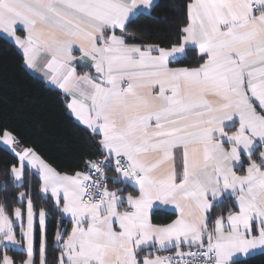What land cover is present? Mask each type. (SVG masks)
<instances>
[{"label":"snow or ice","instance_id":"6c2138e0","mask_svg":"<svg viewBox=\"0 0 264 264\" xmlns=\"http://www.w3.org/2000/svg\"><path fill=\"white\" fill-rule=\"evenodd\" d=\"M156 6V0H0V32L14 38L28 69L70 97L67 109L100 137L104 153L85 160L84 170L61 173L0 127V142L18 160L10 166L13 187L23 186L27 169L71 218V232L56 234L59 264H239L237 254H264V151L253 158L264 145V0H188L176 42H132L129 26ZM192 47L201 62L171 66ZM78 65L94 71L78 72ZM242 154L248 165L238 174ZM110 182L133 191L125 196ZM0 190L7 192V182ZM18 197L27 201L26 227L20 223L18 239L22 209L12 210L13 219L7 198L0 201V246L23 250L20 264H36L32 193ZM231 197L233 208L210 227L213 209ZM160 205H172L175 219L153 223ZM47 215L41 207L39 264H47ZM145 248L176 252L141 257ZM0 264L16 262L4 254Z\"/></svg>","mask_w":264,"mask_h":264},{"label":"trees","instance_id":"16d2710c","mask_svg":"<svg viewBox=\"0 0 264 264\" xmlns=\"http://www.w3.org/2000/svg\"><path fill=\"white\" fill-rule=\"evenodd\" d=\"M187 2L188 0H157V6L151 15H141L129 26V31L136 37L132 42L143 41L162 46L176 42L177 33L185 22ZM199 62L201 61L198 48L192 47L186 50L184 57L176 65L195 66ZM66 102L67 97L61 91L29 71L24 63L23 53L14 43L0 35V127L13 131L22 145L33 147L61 173L72 174L77 170H84L85 160L98 159L104 153L97 143L100 137H94L87 128L74 120L66 107ZM13 164L18 166L14 153L0 143V186L7 182V192L0 190V201L7 198L9 215L15 219L12 210L15 207L27 206L26 199L20 201L18 193L31 191L34 211L39 213L43 207L48 213L47 264H59L60 248L56 246L55 238L61 226V212L56 209L55 199L51 195L39 191L41 181L38 175L27 176V169L23 186L13 187L10 174V166ZM109 173L110 176L114 174L112 169ZM109 188L133 191L130 186L125 187L123 183L110 182ZM234 201V197L228 198L213 209L210 214V227L216 216L228 214L229 209L233 208ZM175 216L173 212L156 210L152 214V220L164 224L171 222ZM36 250L38 253V232ZM2 253L9 254L16 264L26 259L23 250L5 249ZM37 255L36 264L39 263ZM239 264H264V254L258 252L239 259Z\"/></svg>","mask_w":264,"mask_h":264},{"label":"crops","instance_id":"0c3cea01","mask_svg":"<svg viewBox=\"0 0 264 264\" xmlns=\"http://www.w3.org/2000/svg\"><path fill=\"white\" fill-rule=\"evenodd\" d=\"M156 2H157V0H156ZM17 28H18V31H17V35H19V36H21V37H23L24 35H26V33L24 32V31H22V30H20V29H22V26L21 25H18L17 26ZM0 35L1 36H4L5 38H7L8 40H10L12 43H14L15 44V46L22 52V49H20L19 48V46L18 45H16V43H15V40H14V38H12V37H9V36H7L6 34H4V33H2V32H0ZM187 50V49H186ZM23 53V52H22ZM74 55H76V56H79V52L78 51H74ZM184 55L185 54H183L182 56H181V58H180V60L184 57ZM40 63H41V65L43 64V57H41L40 58ZM171 66H173V67H183V66H181V65H176V64H173V65H171ZM27 67V66H26ZM77 70H78V72H85V71H94V70H92V69H89V68H87V67H83V66H79L78 65V68H77ZM29 71L31 72V73H33L36 77H38V78H40L41 80H43L44 82H46L48 85H50V86H52L53 88H55V89H58L59 91H61L62 93H63V91L58 87V85H55V84H53L50 80H48L47 79V77L44 75V73L43 72H37V71H34V70H31V69H29ZM64 94V93H63ZM65 95V94H64ZM66 96V95H65ZM67 97V102L70 100V97H68V96H66ZM69 113H70V110H69ZM71 114V113H70ZM72 115V117L74 118V120L77 122V123H79L80 125H82L83 127H85L86 128V126L85 125H83L82 124V122H80L73 114H71ZM236 127H238V122H237V125H236ZM230 131H235V128H233V129H231ZM4 147H6V148H8L9 150H11L8 146H6V145H4L2 142H0ZM21 146H24V145H22L21 144ZM17 150H19V147H18V149ZM260 151H264V145H259L258 147H257V149H256V153L253 155V158L255 159L257 156H258V154H259V152ZM46 161V160H45ZM47 162V161H46ZM50 164V163H49ZM178 164H179V160H178ZM241 164L243 165V167L241 168V167H237L236 168V171H237V173L238 174H244L245 173V170H246V168H247V165H248V158H247V155L246 154H242V156H241ZM51 165V164H50ZM52 166V165H51ZM53 167V166H52ZM57 170V169H56ZM58 171V170H57ZM60 172V171H59ZM130 192H132V191H124V195L126 196L128 193H130ZM45 195H51L50 193H48V194H45ZM235 198V197H234ZM27 205V204H26ZM27 207V206H26ZM121 210H123V209H121ZM156 210H164V211H169V212H173V213H175V211H174V207L172 206V205H160L159 207H157V208H155L154 209V211H153V213L156 211ZM237 210V209H236ZM34 213H35V216H34V247H35V254H34V259H35V261H36V254H38L39 255V252L37 253V250H36V236H37V232H38V236H39V245H40V238H41V230H40V227H39V217H38V213H36V211H34ZM152 213V214H153ZM176 214V213H175ZM226 216H227V214H226ZM22 221H24V225H25V227H26V223H27V217H26V219H24V220H22ZM153 223H156V222H154L153 221ZM156 224H159V223H156ZM165 224V223H164ZM46 225H47V216H46ZM72 221H71V218H70V216H68L67 214H65V215H63L62 216V218H61V226H60V229H59V231H61L62 233H64V235H65V237L67 236V234L68 233H70L71 232V228H72ZM16 227L17 228H15V231H16V233H17V238L18 239H20V236H19V231H20V221H18L17 222V224H16ZM39 229V230H38ZM45 235H46V229H45ZM22 243H24V242H22ZM189 248L186 246V245H184V246H182V248H181V250L182 251H187ZM5 249H2V246H0V256L2 257V255H3V253H2V251H4ZM149 252H151V254H152V256L154 257L155 255H161V256H165L166 255V253H168V252H176V249L175 248H170V249H168V250H160V251H155L154 249H148V248H145V250H144V252H142V253H140V256L142 257L143 255H145V254H148ZM258 252H260L259 250H257V252L256 253H258ZM8 256H10L9 254H7ZM37 255V257L39 258V256ZM238 255V257H239V259H243V258H245V257H243L242 255H240V254H237ZM11 257V256H10ZM12 258V257H11ZM39 264V263H38Z\"/></svg>","mask_w":264,"mask_h":264},{"label":"rangeland","instance_id":"374dc122","mask_svg":"<svg viewBox=\"0 0 264 264\" xmlns=\"http://www.w3.org/2000/svg\"><path fill=\"white\" fill-rule=\"evenodd\" d=\"M21 209H22V220H24V219H26V217H27V207L26 208H23V207H21ZM26 213V214H25ZM25 215V216H24ZM20 221V223L22 222V223H24V221Z\"/></svg>","mask_w":264,"mask_h":264},{"label":"built area","instance_id":"2783aa9c","mask_svg":"<svg viewBox=\"0 0 264 264\" xmlns=\"http://www.w3.org/2000/svg\"><path fill=\"white\" fill-rule=\"evenodd\" d=\"M101 158H103V156H101V157L98 158V159H101ZM113 164H114V161H113ZM110 170H111V169L108 170V175H109V176H110V173H109ZM189 250H190V249H188L187 251H189ZM191 250L194 251L195 249H191ZM187 251H186V252H187ZM174 254H175L174 252H168V253H166L165 256L174 255Z\"/></svg>","mask_w":264,"mask_h":264}]
</instances>
